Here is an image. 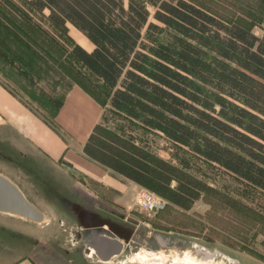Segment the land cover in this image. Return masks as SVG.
Wrapping results in <instances>:
<instances>
[{"label":"trees","instance_id":"16d2710c","mask_svg":"<svg viewBox=\"0 0 264 264\" xmlns=\"http://www.w3.org/2000/svg\"><path fill=\"white\" fill-rule=\"evenodd\" d=\"M29 2L87 39L72 55L111 91L88 159L184 210L202 194L237 206L161 158L148 137L163 135L229 177L264 222V26L258 36L188 0Z\"/></svg>","mask_w":264,"mask_h":264},{"label":"rangeland","instance_id":"374dc122","mask_svg":"<svg viewBox=\"0 0 264 264\" xmlns=\"http://www.w3.org/2000/svg\"><path fill=\"white\" fill-rule=\"evenodd\" d=\"M188 1L225 21L247 27L258 36L263 33L264 0ZM74 44L91 48L81 33L73 28L62 32L29 0H0V80L43 120L55 124L66 144L84 156L83 146L107 107L111 91L73 57ZM77 86L89 94L98 110L69 106V92ZM66 111L74 116L72 120L68 115L65 119ZM148 140L161 158L230 197L237 206L232 207L219 196L202 194L189 210L163 198V207L140 210L137 197L147 189L107 169V180H92L62 161L44 167L53 181L62 183L39 185L27 178L19 182L13 179L26 198L47 215L41 224L20 220L34 231L40 230L43 241L63 242L67 256L74 258L73 264H120L145 250L144 254L153 252L167 263L183 259L200 264L210 254L209 258L224 264H264V222L246 210L252 199L229 177L188 149L174 147L160 134H150ZM80 212L101 218L107 222L105 227L127 234L123 238L125 250L118 258L100 262L83 252L82 233L91 227L81 223L77 217Z\"/></svg>","mask_w":264,"mask_h":264},{"label":"crops","instance_id":"0c3cea01","mask_svg":"<svg viewBox=\"0 0 264 264\" xmlns=\"http://www.w3.org/2000/svg\"><path fill=\"white\" fill-rule=\"evenodd\" d=\"M67 101L78 109L90 106L98 110L96 102L78 86L71 89ZM65 113V119L68 115L72 120L74 116L69 111ZM84 156L74 152L56 130L0 80V174L13 183V179L19 182L27 178L32 183L48 184L55 181L44 167L64 161L92 180H107L105 168ZM66 249L61 241H43L42 232L34 231L25 221L0 213V264H73L74 258L67 256Z\"/></svg>","mask_w":264,"mask_h":264},{"label":"water","instance_id":"95a60500","mask_svg":"<svg viewBox=\"0 0 264 264\" xmlns=\"http://www.w3.org/2000/svg\"><path fill=\"white\" fill-rule=\"evenodd\" d=\"M0 213L9 214L35 224L46 222L45 217L47 216L26 198L16 184L2 174H0ZM89 227L91 229L86 242V254H89L92 249L97 258L104 262L110 261L114 256L121 255L125 245L122 241L102 235L99 223ZM123 264L142 263L127 260Z\"/></svg>","mask_w":264,"mask_h":264},{"label":"bare ground","instance_id":"6f19581e","mask_svg":"<svg viewBox=\"0 0 264 264\" xmlns=\"http://www.w3.org/2000/svg\"><path fill=\"white\" fill-rule=\"evenodd\" d=\"M86 110V109H85ZM89 113V111H88ZM90 114V113H89ZM93 121V120H92ZM45 220H47V218L45 217ZM107 237V236H106ZM125 244V243H124ZM125 247L123 248V251H124ZM122 251V253H123ZM146 252V250L144 251V253ZM121 253V254H122ZM144 253H139V254H135L133 255L132 257H130L128 259V261H131V262H136V263H142V264H194V263H190V262H186V261H183V259H176L174 262H171V263H167L165 262L161 257H159L158 255L156 254H152L150 252H147L146 254ZM88 256L90 257H94L96 258L98 261L102 262L101 260H99L94 252V250H90V253L87 254ZM120 255H117V256H114L110 261L108 262H111L112 260L118 258ZM204 256V255H203ZM210 257V254L208 255V257H204L203 260H201L202 262L200 264H224V263H221V262H217L215 259H211L209 258ZM212 257V256H211ZM127 261V260H126ZM104 262V261H103ZM125 261H122L120 264H123ZM233 262V261H232ZM119 264V263H118ZM196 264V263H195Z\"/></svg>","mask_w":264,"mask_h":264},{"label":"flooded vegetation","instance_id":"af4514ba","mask_svg":"<svg viewBox=\"0 0 264 264\" xmlns=\"http://www.w3.org/2000/svg\"><path fill=\"white\" fill-rule=\"evenodd\" d=\"M78 214H77V217H79L81 219V223L84 226L87 227V226H92L95 223H99V224H101V229H102L101 234L102 235L110 237V238H113V239H118V240L122 241L123 243H125V239L123 240V238H125L127 236V234L123 235V234H121L119 229H115L114 227H111V226L110 227H105V223H107V222L104 221L103 219L94 218V217H92L93 215L87 214V213L84 214L82 212H80L79 215ZM81 216H83V217L81 218ZM89 232H90V229L84 230L83 233H82V235L84 237V249H83V252H85V250L87 249L86 242H87V239L90 236ZM125 245H124V247H125Z\"/></svg>","mask_w":264,"mask_h":264},{"label":"built area","instance_id":"2783aa9c","mask_svg":"<svg viewBox=\"0 0 264 264\" xmlns=\"http://www.w3.org/2000/svg\"><path fill=\"white\" fill-rule=\"evenodd\" d=\"M164 205V200L157 194L144 190L137 197V206L140 210L154 211Z\"/></svg>","mask_w":264,"mask_h":264}]
</instances>
